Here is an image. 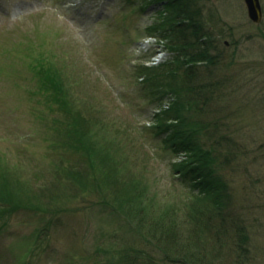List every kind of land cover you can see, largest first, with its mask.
Returning a JSON list of instances; mask_svg holds the SVG:
<instances>
[{"label":"rangeland","instance_id":"obj_1","mask_svg":"<svg viewBox=\"0 0 264 264\" xmlns=\"http://www.w3.org/2000/svg\"><path fill=\"white\" fill-rule=\"evenodd\" d=\"M199 1L220 55L214 71L199 70L207 83L219 85L220 98L192 110L195 130L205 125L202 143L230 157L222 159L217 179L229 185L233 210L247 229L241 264H264V16L253 23L244 0ZM142 5L0 0V171L12 164L22 168L23 179L33 180L30 191L42 193L30 203L51 204L47 213L0 210V264H127L123 257L130 248L134 256V250L148 249L140 264H167L133 231L137 221L118 217L114 209L132 187L146 189L158 203L189 192L177 171L189 155L166 143L156 117L173 111L179 99L171 94L155 104L149 83L137 77L154 53L165 55L166 63L174 54L168 40L164 44L158 34L153 39L149 30L164 6L142 11ZM51 65L65 71L70 96L81 104L77 111L93 117L84 126L96 151L90 153L95 168L69 139L64 144L65 113L44 102L47 92L39 87L46 80L38 71ZM58 173L83 175L86 183Z\"/></svg>","mask_w":264,"mask_h":264},{"label":"trees","instance_id":"obj_2","mask_svg":"<svg viewBox=\"0 0 264 264\" xmlns=\"http://www.w3.org/2000/svg\"><path fill=\"white\" fill-rule=\"evenodd\" d=\"M160 6L165 10L158 9L161 20L149 30L160 35L164 44L168 40L174 54L161 67L140 68L137 77L145 78L144 82L149 83L148 96L154 99L155 104L171 94L179 99L173 111L157 115L160 119L158 130L177 153L184 151L189 155V161L177 167L180 180L189 192L179 201L158 203L156 196L148 194L146 189L132 187L122 196V205L114 209L118 217L137 221L133 231L138 233L144 246L152 248L167 264H227L231 252H234L233 264H241L247 254V229L233 210L234 196L229 185L224 179H217L218 170L225 165L222 159L230 157L215 147L214 151L208 150L209 147L202 143L199 134L207 127L200 123V129L195 130V113L192 112L195 108L209 107L220 98L219 85L207 83L205 73L199 70L206 69L208 73L214 71L212 67H218L220 55L215 31L207 24L199 0H143L141 10ZM52 66H42L38 71L43 79H48L40 82L39 87L40 92H47L44 102L48 108L54 106L65 113L64 144H68L69 139L75 150L87 157L90 166L95 168L96 151L88 146L91 139L84 126L94 122L93 117H84L83 112L77 111L81 104L70 96V87L63 77L65 71ZM54 108L51 110L56 111ZM224 140L228 142L229 137H224ZM93 151L92 157L90 153ZM5 166L4 172L0 171V210L10 209L13 214L26 210L49 212L51 204L34 206L30 203L33 197L41 198L42 194L33 189L30 191L32 178L23 179L26 172L15 168L14 164L12 168ZM8 169L12 172L9 173ZM57 176L62 177L59 173ZM67 177L82 184L86 179L83 175L78 179V175L71 173L62 178ZM131 183L135 185V182ZM130 250L125 253L128 257H123L127 264H140V254L148 252V249L134 250L137 253L134 252V256Z\"/></svg>","mask_w":264,"mask_h":264},{"label":"water","instance_id":"obj_3","mask_svg":"<svg viewBox=\"0 0 264 264\" xmlns=\"http://www.w3.org/2000/svg\"><path fill=\"white\" fill-rule=\"evenodd\" d=\"M248 9L250 20L255 24H261L263 21V8L261 0H244Z\"/></svg>","mask_w":264,"mask_h":264}]
</instances>
